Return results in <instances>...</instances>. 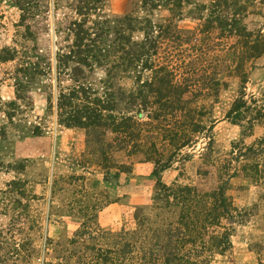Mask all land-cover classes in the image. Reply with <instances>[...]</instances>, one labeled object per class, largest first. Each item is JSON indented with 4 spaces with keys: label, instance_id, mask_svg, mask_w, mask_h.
Instances as JSON below:
<instances>
[{
    "label": "rangeland",
    "instance_id": "rangeland-1",
    "mask_svg": "<svg viewBox=\"0 0 264 264\" xmlns=\"http://www.w3.org/2000/svg\"><path fill=\"white\" fill-rule=\"evenodd\" d=\"M97 1L0 0V264H110L116 235L135 229L137 209L154 205L153 153L161 161L175 155L171 168L159 175L163 184L210 193L219 177L217 165L207 160H222L241 138V127L226 119L232 103L245 92L246 100L254 97L264 106V55L247 63L244 86L235 56H228L234 40L220 39L217 30L200 33L216 0L183 3L174 13L163 1L153 2L155 8L145 6L147 0ZM149 24L153 32L159 34L157 27L167 32L151 58L154 65L171 57L177 78L191 77L196 84L186 96L191 107L205 108L203 125L213 122L210 133L196 135L194 145L181 151L160 130L175 127L172 119L149 121L129 103L136 72L109 80V46L117 32L143 45L140 30ZM243 25L264 33V2L256 0ZM80 31L83 45L90 38L96 47L88 41L76 50L74 62L57 60L81 43ZM109 94L117 103L114 117H131L139 137L109 129ZM69 101L72 108L62 114L59 104ZM84 107L106 109L105 124L86 130L61 123L69 110ZM263 135L264 124L256 125L244 142ZM211 140L214 153L206 150ZM226 182L243 220L233 227L231 249L211 257V264H264V187L241 175Z\"/></svg>",
    "mask_w": 264,
    "mask_h": 264
},
{
    "label": "trees",
    "instance_id": "trees-1",
    "mask_svg": "<svg viewBox=\"0 0 264 264\" xmlns=\"http://www.w3.org/2000/svg\"><path fill=\"white\" fill-rule=\"evenodd\" d=\"M95 1L96 4L100 3ZM155 1L165 2V7L174 13L183 3H191L193 0H147L145 6L155 8ZM255 2L256 0H216L212 3L210 18L200 31L210 35L217 30L220 39L234 40L227 48L231 51L228 56H235V69L239 71L238 77L244 86L247 82L244 72L247 63L264 55V33L253 34L243 25V19ZM19 7L23 16L28 14L21 5ZM132 28L129 24L128 32H132ZM157 29L159 34L153 32L149 24L140 30L145 35L143 45H132L123 31L117 32L118 39L109 46V63L110 59L113 60L109 65V80L119 77V74L126 75L130 70L136 72L137 88L130 93L129 103L137 104L141 109L138 113H146L149 121L166 123L168 119L173 120L175 127L170 124L168 127L162 125L160 130L176 152L192 147L196 135L210 133L213 122L209 126L203 125L205 108L191 107L193 101L186 96L194 93L196 84H192L191 77L177 78L178 71H173L174 67L168 62L171 57H165V64L161 66L154 65L155 61L151 58L158 56V50L165 43L159 40H165L163 37L167 34L162 27ZM79 35H82L81 43L69 48L68 55H59L57 60L65 58L74 62L75 54L85 44L90 42L92 48L96 47V41L90 38L83 45L85 33L80 31ZM146 72L151 74L150 78L145 77ZM69 98L74 100L75 93L70 94ZM68 105H71V101L59 104L62 114L66 107L72 108ZM102 110L106 109L84 107L81 111L69 110V115H63L64 121L61 123L67 128L97 129L105 124ZM116 110L115 98L109 94V129L131 140L139 137V134H134L138 124L132 123L131 117L117 119L112 114ZM226 119L241 127V138L232 144L229 154L222 160H207V163L211 162V166L217 165L214 168L219 177L216 188L210 193L202 194L194 187L178 183L169 186L163 184L159 175L171 168L175 155L161 161L159 154L153 153L156 159L153 161L152 176L158 180L154 205L147 211L145 208L137 209L134 214L135 229L116 235L110 253L112 258L109 256L110 264H211V257L223 255L231 249L233 227L243 220V216L227 195L226 181L241 175L255 186L264 187V135L250 145L244 142L245 138L252 136L256 125L264 124V106L257 105L254 97L246 100L245 92H242L232 103ZM211 142L212 140L207 143L206 150L214 153Z\"/></svg>",
    "mask_w": 264,
    "mask_h": 264
}]
</instances>
